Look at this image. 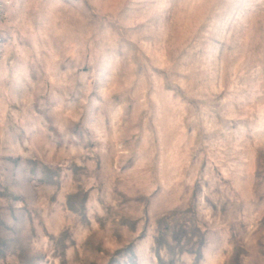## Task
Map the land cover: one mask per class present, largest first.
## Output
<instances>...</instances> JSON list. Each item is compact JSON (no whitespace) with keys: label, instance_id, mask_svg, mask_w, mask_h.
Here are the masks:
<instances>
[{"label":"rangeland","instance_id":"1","mask_svg":"<svg viewBox=\"0 0 264 264\" xmlns=\"http://www.w3.org/2000/svg\"><path fill=\"white\" fill-rule=\"evenodd\" d=\"M0 264H264V0H0Z\"/></svg>","mask_w":264,"mask_h":264}]
</instances>
